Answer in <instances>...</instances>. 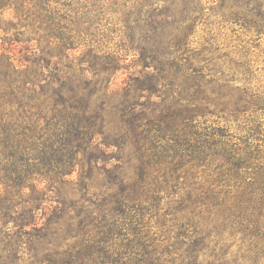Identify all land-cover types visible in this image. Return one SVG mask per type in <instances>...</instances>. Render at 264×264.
<instances>
[{"label":"trees","instance_id":"obj_1","mask_svg":"<svg viewBox=\"0 0 264 264\" xmlns=\"http://www.w3.org/2000/svg\"><path fill=\"white\" fill-rule=\"evenodd\" d=\"M233 6L232 16L243 21L251 41L256 46L264 42V0H235ZM76 7V0H0L1 15L10 10L17 21L15 25L39 33L35 38L26 35L25 40L16 35L10 41H36L38 48L42 41L40 52L49 56L54 51L61 56V51L85 44L81 35L86 33V22ZM164 12L141 20L145 30L150 28V35L144 39L147 44L137 48L143 51V67L152 71L143 83L136 80V89L159 92L160 81L169 82L163 83L166 86L162 96L172 100L177 111L173 117L151 122L157 133L168 132L156 136L165 144V156L160 159V151L151 155L156 179L144 175L127 185L115 177L116 190L107 193L106 199L112 204V215L94 218L97 226L86 230L96 232L102 226L107 230L101 233L102 244L111 247V239L118 236L122 224L130 225L127 230L131 233L124 234V246L133 255L123 252L111 257L107 248L101 247L105 257H89L94 254L89 253L91 246L86 251L78 250L75 257L66 253L59 256L57 251L39 257L41 240L52 236L50 218L38 227L40 219L48 214L43 206L54 201L49 195L54 185L66 182L74 172L76 158L86 148L83 140L93 124L91 118L85 117L86 109L77 105L84 95L74 89L65 97L62 86L53 91V99L39 102L44 88L50 86H42L36 71L34 77L24 73L32 67H42L43 59H16L11 50L1 51L0 253L4 257H0V264H264V87L252 89L249 81L241 77L216 85L212 80L205 81L203 72L184 49L188 34L182 28L172 36L167 29L172 28L174 20L165 17ZM115 65L114 60L103 62L98 71L114 74L118 68ZM233 70L243 76L249 73L245 64ZM176 79L182 84L174 83ZM50 107L59 108L53 117L56 121L40 128L41 115ZM195 117L203 120L199 135L193 130ZM209 117L215 119L208 127ZM194 137H198L197 142ZM180 146H186V150ZM147 149L156 151L152 144ZM110 176L107 178L111 182ZM155 191L175 197L168 198L167 209L158 218L155 206L145 207V195ZM117 214L122 216L120 227L114 225ZM10 224L13 229L5 232ZM159 234L172 236L163 240L166 245L156 249ZM126 235L130 238L126 239ZM26 252L33 253V257H20ZM160 254L167 257H158Z\"/></svg>","mask_w":264,"mask_h":264},{"label":"rangeland","instance_id":"obj_2","mask_svg":"<svg viewBox=\"0 0 264 264\" xmlns=\"http://www.w3.org/2000/svg\"><path fill=\"white\" fill-rule=\"evenodd\" d=\"M76 1H78L76 9L80 10L79 15L86 22L84 26L87 29L86 33L81 35V41L85 44L77 49L61 51V56H57L56 51L51 56L40 52V48L44 47L42 41L39 48L36 41L12 43L10 39L16 35L20 40H25L27 36L35 38V34L39 33L15 25L17 21L10 10L2 15L0 13V53L4 49H9L15 54L16 59L20 57L43 59L40 62L43 68L32 67L24 73V76L34 77L36 71L42 86H50L49 89L44 88L45 93L39 98V102L53 99L54 92L62 86L65 97L70 95L69 90L74 89L79 95H84L82 102L77 105L86 109L85 117L91 118L90 123L93 124L83 140V146L86 148L77 156L74 172L66 177V182L54 185L53 194H49L50 199L54 201L43 206L48 214L40 219L38 227L46 224L50 218L48 228L52 236L50 239L41 240L38 246L39 257L44 254L53 255L55 251L60 254L59 256L66 253L75 257L78 250L86 251L91 246L93 248L89 253L94 251V254L89 257H105L101 247L107 248L111 257H118L123 252L133 255V251L127 250L124 246L126 244L124 234L131 233L127 230L130 225L122 224L123 227H120L122 216L119 214L115 216L114 225L120 227V231L118 230V236L112 237L111 247L102 244L101 233L107 231L102 226L99 225L101 230L96 231L97 234L95 231L86 230L97 226L94 218L112 215L113 211L109 210L111 208L109 205L112 204L106 199H109L107 193L116 190L115 185L118 181L115 177L122 179L127 185L139 181L144 175H147L146 178L156 179L155 169L150 165L153 158L151 155L160 151V159L164 158L165 144L158 142L156 136L162 137L168 132L157 133L155 125L151 122L173 117L177 111V106H174L172 100L162 96L165 92L163 86H166L163 83H169L168 80L160 81L159 92L136 89L152 71L143 67L141 62L143 51L137 48L144 47L147 44L144 39L150 35L148 32L150 28L145 30L141 20L165 10V17L171 16V20H174L172 28L167 30L172 36L176 29L182 28L183 33L188 34L184 49L190 60H193L194 66L203 72L205 81H214L212 85L241 77L249 81L252 89L264 87V42L259 41V45L256 46L251 41L243 21L232 16L235 0ZM136 25L137 27L133 29ZM133 37V42H130V38ZM245 53L246 57L243 56ZM110 60H114L115 67H118L117 71L110 75L99 72L101 69L99 65L103 62L111 63ZM241 64H245L249 71L248 75H239L233 70ZM87 69L89 71H86ZM176 80L174 83L182 84L180 79ZM209 108L213 109L211 106ZM48 109L42 113L43 119L38 122L40 128H45L56 121L53 117L59 108ZM208 119L206 126L209 127L215 118ZM64 121L66 124L70 123L69 118ZM202 121L201 117H195L192 121L193 130L197 131L198 135L204 128ZM148 122L151 123L150 126H146ZM176 136L178 140L181 139V133ZM192 139L197 142L198 137ZM151 144L156 150L153 153L151 149H147ZM179 149L185 151L186 146H180ZM165 169L166 164L163 163L162 170ZM109 174L112 176L111 182L107 178ZM0 191L2 192V188ZM145 196L147 199L145 207L155 206L153 211L157 210L158 218L167 209L166 203L172 195L155 191ZM171 199L174 200L175 197ZM12 225L10 224L4 231L12 230ZM163 232L167 234L165 230ZM171 236L157 235L156 249L166 245L167 242L163 240L167 241ZM128 238L130 236L126 235V239ZM153 248L155 249L154 245ZM0 257L4 256L0 253ZM20 257H33V253L26 252Z\"/></svg>","mask_w":264,"mask_h":264}]
</instances>
